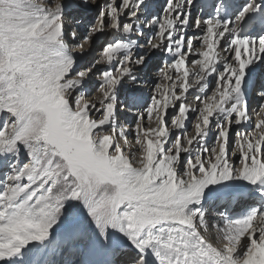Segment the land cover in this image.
<instances>
[{
  "label": "snow or ice",
  "instance_id": "1",
  "mask_svg": "<svg viewBox=\"0 0 264 264\" xmlns=\"http://www.w3.org/2000/svg\"><path fill=\"white\" fill-rule=\"evenodd\" d=\"M193 3L165 0L159 19L142 15L143 9L150 7L148 0L100 4L82 40L89 48L98 33L116 30L127 37L134 24L144 28L154 25L155 34L146 43H106L97 51L95 64L73 76L75 57L66 54L63 38V0H0V114H5L0 116V155L22 151L21 145L27 154L22 167L12 165V174L0 189V228L5 229L0 232V244L5 245L0 264H11L13 258L25 264L26 246L46 241L58 220L65 246L74 250L76 243L87 237L80 228L77 207L72 203L65 206L70 201L82 202L96 225L98 239L108 249L107 264H153L152 258L154 264H247L254 247L264 243V211L226 221L227 243L216 247L201 234L207 224L198 207L209 185L233 178L264 185V118L256 120L250 131H236L235 139L230 138L233 125L252 119L241 97V83L245 69L264 58V36L258 40L239 38L228 22L190 20L188 7ZM97 5L98 0H81L79 6ZM261 7L255 0L246 4L236 24ZM122 17L129 22L123 23ZM189 25L201 34L186 38ZM135 35L141 33L137 30ZM71 36L77 39L75 31ZM196 40L201 42L200 50L194 47ZM134 47L146 53L163 50L175 57L155 73L162 82L156 83L150 105L136 116L131 129L142 150L139 162L124 152L119 139L127 133L122 126L117 133L115 126V90L124 77L131 78L146 62L145 55L134 56ZM122 51L125 54L114 70L108 67L96 76V102L88 99L93 95L70 99L72 90L95 65H112ZM193 55L197 59L191 64L198 70L190 73L186 65ZM181 62L183 68L178 70ZM219 62L224 63V69L215 88L206 98L195 97L198 107L193 109L187 104L186 93L211 76ZM257 94L264 96V91ZM177 101L176 114L169 119V109L176 107ZM259 108L264 109V103ZM157 112L159 127L146 128L145 113L156 120ZM190 112L196 114L194 135L178 134L166 148L172 128L184 129ZM218 113H224V120L216 126L215 144L204 147L211 119ZM108 125L111 127L105 130ZM198 138L199 149L178 175L181 153L193 151ZM232 157H238L239 163L234 164ZM8 229H20V238L13 239ZM245 238L248 246L238 255ZM31 264H46L44 253L32 255Z\"/></svg>",
  "mask_w": 264,
  "mask_h": 264
},
{
  "label": "rangeland",
  "instance_id": "2",
  "mask_svg": "<svg viewBox=\"0 0 264 264\" xmlns=\"http://www.w3.org/2000/svg\"><path fill=\"white\" fill-rule=\"evenodd\" d=\"M39 2V0H38ZM41 3L44 2V0H40ZM151 2V0L148 1V3ZM154 1L152 2V6H155ZM81 0H63V10L62 15L64 17L65 21V34H64V41H65V52L69 56L75 57V64L71 71V75H75L79 71H83L89 67H92L95 64L96 56L97 59L99 58V51L103 48V46L106 43H115L117 40L121 41L122 43H130L127 41L126 37H121V35H118L119 32L114 30L109 33H98L95 37L91 40V47L89 48V44L84 43L82 40L84 36L88 35V29L94 23L96 15L99 11V5L100 4H106L107 0H98L97 6H92L89 8H83L80 7ZM165 4V0H161L159 4L156 6V11L153 10L154 18L151 19H159L160 15L162 13V7ZM197 9V8H196ZM152 10H150L151 12ZM196 18L195 16H190V20ZM142 26V25H141ZM142 28H144L142 26ZM138 28L134 26V31L132 33L135 34V31H137ZM146 28L143 31V35L138 37L137 39L143 40L144 42L147 41V39L155 34L156 28H152V31ZM192 28L191 25H189L185 32L187 31L188 34H190ZM75 31L77 33V39L73 40L71 33ZM140 30L139 32L142 33ZM198 33V34H197ZM187 34V35H188ZM193 34L200 35L201 31L197 29L196 31H193ZM191 33L190 36H193ZM133 36V35H131ZM131 39V38H130ZM136 43H138L136 41ZM142 43V42H140ZM138 43V44H140ZM146 43V42H145ZM76 44H82V47H74ZM68 49L71 51H68ZM196 49H201V42H198L196 45ZM139 50V52H138ZM84 51V52H83ZM134 56L139 57L140 55H145L146 62L141 65L132 75V77H124L120 84L117 86L115 90V97H116V111H115V126L116 132L119 133L121 131V126L124 132L127 133L126 137H121L119 139V143L124 150L125 153H131L133 156H135V160L139 162V159L142 155V150L140 149L139 145L135 142V131L131 129H134V125L136 122V116L140 113H143L145 109L150 105L151 98H152V91L155 89L156 83H161V79L155 74L160 71V69L166 64V63H172L175 58H173L172 61L168 59V55L165 54L163 50H156L152 53H146V50L139 47H134ZM80 53H86L85 55H77ZM125 53L122 51L121 53L117 54L116 59L113 61L112 65L105 66V65H95L93 68V71L88 74V77L81 82L80 86L78 88H75L72 90L73 95L70 99L74 98L77 95H81L84 98H88L91 95L92 97L88 98L90 102H96L95 101V91L99 87V81L96 79V76L99 75L100 71L107 70L108 67H111L113 70L115 69L116 64L119 62V59L122 58V56ZM207 58V57H206ZM197 59L193 58V60ZM190 58H188V61ZM192 61H189V64L186 65L187 70L191 71L195 68V71L198 70V66H193ZM219 66H224V63H220ZM264 66V65H263ZM260 67L259 70L261 73L264 72V67ZM180 70V67L178 68ZM256 70V69H255ZM223 71V68L216 69L211 76H209L205 81L201 82L200 85H197L195 87L190 88L189 92L186 93V99L187 104L192 107L193 109L198 107V101L195 99V97H200L201 99L206 98L208 95H211V92L215 88L216 84V78L219 75L220 72ZM137 72V73H136ZM251 73V72H250ZM259 73V72H258ZM260 78L264 79V75L260 74ZM247 86H246V105L248 108L249 102H255L256 100H262L260 103H254V106H258L264 103V99L257 98V93L259 92L258 89H253L255 87V83L253 81L247 80ZM194 90V91H193ZM206 91V93L202 96L199 94L201 92ZM199 93V94H198ZM165 98H167L165 96ZM175 98V97H174ZM134 99V103H130V100ZM180 101H177L176 107L169 109V119L171 116H174L176 114V111L178 109ZM257 110V109H256ZM264 109H260L259 113H261ZM254 112V111H252ZM254 115L252 114V123H255V118L260 115ZM5 114H0V116ZM157 119L155 118H149L147 113H145V118L143 120V123L145 127H159V115L160 113L157 112ZM98 118V116L96 117ZM254 118V120H253ZM195 119L196 114L195 112H190L188 114V120L185 122V127L182 130H177L175 128H172V133L169 137V144L166 145V148L170 146L171 142L176 138V136L179 135H185L188 137H192L194 135V128H195ZM224 116H220V114H216L210 122V126L207 132V135L203 139V146L211 148L215 144V138H216V126L218 123H223ZM169 126L171 127V120H169ZM111 125L105 126V130H107ZM252 129V126L249 127V129H246V131H250ZM236 127L232 128L230 131V138L235 139V132ZM241 131V130H239ZM245 131V132H246ZM144 141V137H141V142ZM218 148V145H215ZM133 147L135 150H133ZM175 147V145L173 146ZM200 143L199 138L196 142L193 144V151H190L189 153H181L180 162L176 166V171L178 175L183 174L185 170V164L189 158H193L195 155V150L199 149ZM20 149L22 151H19L15 154L13 153H6L3 155H0V189L3 188V181L5 180L7 175L12 174V165L15 164L17 168L22 167V162H26L27 160V154L26 151H23V146H20ZM152 146L149 145V152H151ZM229 151H231V148H229ZM233 163L238 164L239 158L238 157H232ZM242 180H235L234 178L228 181H222L219 184L216 185H209L207 188H205V195H204V201H212L208 205H203L201 207V212L204 214H208L209 216H213L214 214H220L225 215L228 214V217L225 221L230 222L234 221L236 219H242L252 213L253 211H264V185L259 184L258 187L251 188L252 184H247V181L242 184L241 189H235L234 187L237 186L238 183H240ZM235 185V186H233ZM235 189V190H234ZM238 190V191H237ZM225 191H232L235 193L233 196L225 197L221 195V193ZM247 191V192H246ZM244 197H239V196ZM243 200V201H242ZM203 201V202H204ZM216 202V203H215ZM67 203H72L75 205L78 209L79 218H80V228L84 232L85 236L87 237L84 240H80L76 243L75 249L72 251H69V248L65 246V237L62 235V229L60 227V222L58 220L57 225H54L53 228L50 230V236L49 238L37 245L33 250H30L26 252L25 257V264H31L32 255L42 252L44 253V259L46 261V264H107V261L109 260L108 255V249L105 248L102 241L98 239L99 237V231L96 228V225L92 222L91 218L87 215V210L85 209L84 205L80 201H70L66 202L65 206H67ZM214 204V205H213ZM206 206V207H205ZM205 209V210H204ZM212 210V211H211ZM234 210V211H233ZM227 212V213H226ZM235 212V213H234ZM83 213V215H81ZM232 214V215H231ZM230 220V221H229ZM210 222L213 221V217L210 220ZM255 223V221L253 222ZM205 233L207 234L208 231L207 228L205 229ZM5 231L4 228H0V232ZM7 231L9 235L13 237V239H19L20 238V229H8ZM118 235V233H116ZM55 236L57 237L55 240ZM258 236V233H257ZM221 239V238H220ZM219 239V240H220ZM243 239V238H242ZM226 242V240H225ZM248 241L245 238L241 242L240 250L238 252V255H242L243 251L246 250V247L248 246ZM225 244V243H223ZM5 245L0 244V254L1 252H4ZM92 251L93 255L89 257L88 252ZM23 252V250H22ZM88 253V254H87ZM91 259V260H90ZM80 262V263H79ZM11 264H22L20 258H14V260L11 261ZM247 264H264V243L260 245H256L254 247V250L252 251L251 255L248 257Z\"/></svg>",
  "mask_w": 264,
  "mask_h": 264
},
{
  "label": "bare ground",
  "instance_id": "3",
  "mask_svg": "<svg viewBox=\"0 0 264 264\" xmlns=\"http://www.w3.org/2000/svg\"><path fill=\"white\" fill-rule=\"evenodd\" d=\"M152 2H154V0H151ZM161 0H157V2L155 3V6L153 7V10L154 11H156V6L159 4V2H160ZM198 0H194V3H193V5L192 6H190V7H188V11L191 13V15L190 16H195L196 18H200L201 20H204L203 19V16H207V12H204V11H200V9L201 10H208V9H210V8H208V7H203V6H201V5H199V7L196 9L195 8V5H198V4H200L199 2H197ZM49 2H51V0H49ZM152 2L151 3H149V4H152ZM152 8V6H150L149 7V9H151ZM147 9V8H146ZM153 10L151 11V12H143L142 11V15L143 16H145V17H148V18H154V15H153ZM121 20H122V22L123 23H128L129 21H127V19L125 18V17H122L121 18ZM134 26H136L137 28H138V31H144L146 28H142V26L141 25H137V24H134L133 25V27ZM238 26V24H236V27ZM155 26L153 25L152 27H150V28H148L149 30H151L152 31V28H154ZM236 27H234V28H236ZM229 28H233V26H230ZM148 30V31H149ZM143 31H142V33H141V35H140V37L143 35ZM191 33L193 34V30H191V32H190V34H188V32L186 31L185 32V35H186V38H187V36H190L191 35ZM188 34V35H187ZM198 34V33H197ZM197 34L195 35V34H193V36H197ZM118 35H120V33L118 34ZM131 35H133V36H131ZM228 36H229V38L231 37V33H229V34H227ZM121 37H124V36H122L121 35ZM139 36H136L134 33H130L126 38H127V41L128 42H131V41H133V40H135V41H137L138 43H140V42H142V43H145L143 40H138L139 38H138ZM131 38V39H130ZM138 38V39H137ZM198 42H200L199 40H196L194 43H195V45H194V47L198 44ZM137 43V44H138ZM222 43V46L223 47H227V44L224 42V41H222L221 42ZM84 52V51H83ZM138 52H139V50H138ZM221 55H224L223 53H221ZM173 58H175L174 56H169L168 57V59L170 60V61H172L173 60ZM190 58V60L189 61H193V58H196V56L195 55H193V56H190L189 57ZM189 61H187V63H189ZM220 63H223V62H219V63H217V65L215 66V69H219V68H223L224 69V66H219L220 65ZM264 65V58H261V59H259V60H257V61H254L252 64H250L246 69H245V77H244V79L242 80V83H241V97L244 99V101L246 100V86H247V80L248 81H253L255 84V87H253V89H258L259 90V92L260 91H264V79H262V78H260V74H263L264 75V72L263 73H261V71L259 70V68L260 67H262ZM179 67H180V69H182L183 68V63L181 62V64L179 65ZM264 67V66H263ZM256 69V70H255ZM197 71V70H196ZM190 73H193V72H195V68L194 69H192L191 71H189ZM251 72V73H250ZM259 72V73H258ZM137 73V72H136ZM186 75H187V73H186ZM190 91V90H189ZM194 91V90H193ZM206 93V91H204V92H201L199 95L200 96H202V95H204ZM257 98H262V99H264V96H261V95H257L256 96ZM260 102H262V100H256L255 102H249V104H248V111H249V113H252V114H254V115H258V113H259V111H260V108H258V106H257V108H256V106H254V103H260ZM246 103V102H245ZM257 109V110H256ZM252 111H254V112H252ZM218 114H220V116L222 117V116H224V113H218ZM260 115L258 116V118L256 117L255 118V120H258V119H260V118H264V110L261 112V113H259ZM253 120H254V118H253ZM252 121V119L250 118L249 119V121L247 122V123H244V124H241V125H233V127L235 128L236 127V130L237 131H239V130H241V131H246V129H249V127L250 126H253V124L254 123H252L251 122ZM133 150H135V148L133 147ZM236 180V179H235ZM246 181L245 180H242L240 183H238L237 184V186H235V185H233V186H235L234 188L235 189H241L243 186H242V184L243 183H245ZM247 184H250L249 182L248 183H246V185ZM258 185H259V183L258 184H256V185H251V188L253 189L254 187H258ZM234 189V190H235ZM238 191V190H237ZM232 192V191H231ZM247 192V191H246ZM204 195H205V191H204V193L202 194V197H201V203H200V205L198 206L200 209H201V207L203 206V205H206L205 203H207L208 205H210L209 203H211L212 201H208V202H206V201H204ZM236 196V195H235ZM240 198L241 197H244V196H239ZM204 201V202H203ZM243 201V200H242ZM216 203V202H215ZM214 205V204H213ZM206 207V206H205ZM205 210V209H204ZM212 211V210H211ZM234 211V210H233ZM227 213V212H226ZM235 213V212H234ZM81 215H83V213H81ZM232 215V214H231ZM248 215V214H247ZM212 217H213V221L214 222H210V220L212 219ZM227 217H228V214H225V215H220V214H214L213 216H209L208 214H206L205 215V219H206V224H207V230L206 231H208L207 232V234H204L205 233V230H204V228H201L200 229V231H201V234L205 237V239L209 242V243H211L213 246H216V247H223L224 246V244L223 243H227V241L225 242V239H224V236H225V232L223 231L225 228H226V224H225V221L224 220H226L227 219ZM230 221V220H229ZM2 229V228H1ZM9 232V231H8ZM118 235H119V233H118ZM57 237L55 236V240H57L56 239ZM221 238V239H220ZM220 239V240H219ZM41 242H35V241H33V242H31L29 245H27L26 246V248L30 251V250H33L37 245H39ZM9 250H10V247H9ZM5 251V250H4ZM2 254H3V252H1ZM88 253H90V254H88ZM87 254L89 255V257H91V255H93V253H92V251H90V252H88ZM153 259V264H154V258H152ZM13 260H14V258H13ZM91 260V259H90ZM80 263V262H79ZM93 264H95V262H93Z\"/></svg>",
  "mask_w": 264,
  "mask_h": 264
}]
</instances>
